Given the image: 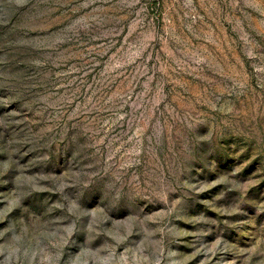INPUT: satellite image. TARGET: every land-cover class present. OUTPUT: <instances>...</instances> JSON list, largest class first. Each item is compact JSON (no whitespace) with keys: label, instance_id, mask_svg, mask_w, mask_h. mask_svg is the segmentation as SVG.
Segmentation results:
<instances>
[{"label":"rangeland","instance_id":"1","mask_svg":"<svg viewBox=\"0 0 264 264\" xmlns=\"http://www.w3.org/2000/svg\"><path fill=\"white\" fill-rule=\"evenodd\" d=\"M0 264H264V0H0Z\"/></svg>","mask_w":264,"mask_h":264}]
</instances>
